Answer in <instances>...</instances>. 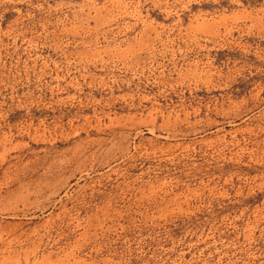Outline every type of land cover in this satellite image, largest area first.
<instances>
[{
    "label": "rangeland",
    "instance_id": "obj_1",
    "mask_svg": "<svg viewBox=\"0 0 264 264\" xmlns=\"http://www.w3.org/2000/svg\"><path fill=\"white\" fill-rule=\"evenodd\" d=\"M0 264H264V0H0Z\"/></svg>",
    "mask_w": 264,
    "mask_h": 264
}]
</instances>
